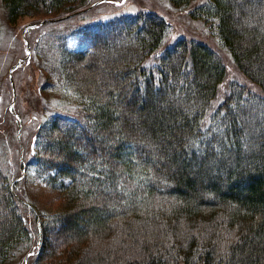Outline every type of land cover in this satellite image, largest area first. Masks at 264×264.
Wrapping results in <instances>:
<instances>
[{"label": "trees", "instance_id": "trees-1", "mask_svg": "<svg viewBox=\"0 0 264 264\" xmlns=\"http://www.w3.org/2000/svg\"><path fill=\"white\" fill-rule=\"evenodd\" d=\"M1 2L11 23L92 7ZM190 15L256 89L232 81L221 94L220 54L166 43L170 26L150 10L87 29L84 50L66 46L69 30L51 35L45 87L59 97L27 165L60 202L33 232L35 211L0 164V264L31 250L30 264H264V0H206Z\"/></svg>", "mask_w": 264, "mask_h": 264}, {"label": "rangeland", "instance_id": "rangeland-1", "mask_svg": "<svg viewBox=\"0 0 264 264\" xmlns=\"http://www.w3.org/2000/svg\"><path fill=\"white\" fill-rule=\"evenodd\" d=\"M96 1L99 0H89V4ZM205 1L194 0L186 7H177L169 0H102L83 10L81 16L44 11L21 16L11 23L0 0V164L9 179L14 180L24 203L35 211L34 214L27 209L24 212L33 232L37 226L40 229L36 216L49 214L60 202V191L45 185L34 169L27 165L35 152V131L42 114L48 109H55L56 98L59 97L58 93L45 87L57 78L48 74L45 65V61L55 57L56 48L51 35L69 30L66 46L71 50H84L89 45L87 29L92 30L96 24L121 15L150 10L162 16L170 26L166 43L171 44L179 37L197 39L205 41L220 54L227 69L226 78L220 86L221 94L232 81L247 83L256 89L220 46L210 24L190 15L194 6ZM26 255L20 253L14 256L9 264H30L32 260Z\"/></svg>", "mask_w": 264, "mask_h": 264}, {"label": "water", "instance_id": "water-1", "mask_svg": "<svg viewBox=\"0 0 264 264\" xmlns=\"http://www.w3.org/2000/svg\"><path fill=\"white\" fill-rule=\"evenodd\" d=\"M102 0H99V1H96V2H94V3H92V5H90V6H93V5H95V4H98L99 2H101ZM30 253H32V251L30 252ZM29 256V253L26 255V258ZM25 263H26V260H25Z\"/></svg>", "mask_w": 264, "mask_h": 264}, {"label": "snow or ice", "instance_id": "snow-or-ice-1", "mask_svg": "<svg viewBox=\"0 0 264 264\" xmlns=\"http://www.w3.org/2000/svg\"><path fill=\"white\" fill-rule=\"evenodd\" d=\"M29 255H32V253H29Z\"/></svg>", "mask_w": 264, "mask_h": 264}]
</instances>
